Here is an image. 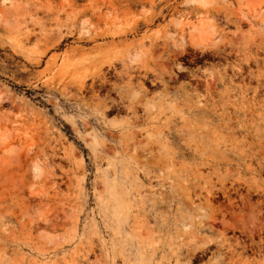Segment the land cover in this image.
<instances>
[{
	"label": "rangeland",
	"instance_id": "1",
	"mask_svg": "<svg viewBox=\"0 0 264 264\" xmlns=\"http://www.w3.org/2000/svg\"><path fill=\"white\" fill-rule=\"evenodd\" d=\"M0 264H264V0H0Z\"/></svg>",
	"mask_w": 264,
	"mask_h": 264
},
{
	"label": "bare ground",
	"instance_id": "2",
	"mask_svg": "<svg viewBox=\"0 0 264 264\" xmlns=\"http://www.w3.org/2000/svg\"><path fill=\"white\" fill-rule=\"evenodd\" d=\"M192 3H197L199 5H205L209 2V0H189Z\"/></svg>",
	"mask_w": 264,
	"mask_h": 264
}]
</instances>
